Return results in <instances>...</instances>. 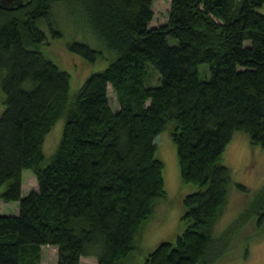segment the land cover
<instances>
[{
    "label": "trees",
    "instance_id": "obj_1",
    "mask_svg": "<svg viewBox=\"0 0 264 264\" xmlns=\"http://www.w3.org/2000/svg\"><path fill=\"white\" fill-rule=\"evenodd\" d=\"M63 1L112 53L71 95L68 72L42 50L38 22L60 35L52 0L0 5V199L17 202L16 212H0V264H40L44 243L55 245V264H81L80 255L134 264L137 234L165 195L154 155L164 127L179 177L194 188L180 197L182 229L136 264H208L238 225L264 216L263 182L213 234L230 181L220 161L225 143L239 128L264 146V0H169L155 25L151 0ZM67 47L87 59L102 55L83 39ZM200 61L208 77H199ZM148 65L158 82H149ZM61 113L57 145L41 163L43 135ZM23 167L36 186L21 194Z\"/></svg>",
    "mask_w": 264,
    "mask_h": 264
},
{
    "label": "rangeland",
    "instance_id": "obj_2",
    "mask_svg": "<svg viewBox=\"0 0 264 264\" xmlns=\"http://www.w3.org/2000/svg\"><path fill=\"white\" fill-rule=\"evenodd\" d=\"M152 16L148 25H155L165 20L169 8V0H151ZM51 7L55 25L61 29L60 35H51L47 22H38L47 38L42 50L59 67L65 69L69 75L68 94H73L85 76L94 70L102 68L112 55L101 40L94 33L90 25L82 20L80 14L70 11L63 0H52ZM72 38L83 39L95 47H100L102 55L94 59H87L81 53L70 50L67 41ZM170 41L174 39L170 38ZM150 83L158 82V71L148 65ZM198 75L208 77V64L200 61L197 64ZM107 98L112 109L117 107L115 94L110 84H107ZM2 104L0 102V109ZM64 121V113L59 114L43 135L40 143L42 153L41 163H44L54 151L59 140ZM154 155L162 161V179L165 190L164 197L155 202L154 210L145 219L137 234L136 248L132 251L131 261L141 263L143 255L149 251L159 238H173L176 232L183 227L180 218V197L184 192L194 188L191 182L181 181L175 155V146L172 142L168 127L157 133V144ZM220 161L226 164L230 171V181L226 190L224 209L213 225V234H217L237 213L247 207L254 194L264 182V146L251 143L246 132L236 128L225 143ZM240 182L245 189L236 186ZM21 190L35 187V177L29 168H22ZM3 184H0V189ZM17 211L16 200L4 201L0 199V212L14 213ZM248 217L242 225H238L231 233L227 246L208 264H264V216L260 224L255 223V217ZM41 264H55L56 247L53 244L40 245ZM81 264H93L94 256H79Z\"/></svg>",
    "mask_w": 264,
    "mask_h": 264
},
{
    "label": "water",
    "instance_id": "obj_3",
    "mask_svg": "<svg viewBox=\"0 0 264 264\" xmlns=\"http://www.w3.org/2000/svg\"><path fill=\"white\" fill-rule=\"evenodd\" d=\"M24 0H0V5L5 6V7H10L13 5H19L23 2Z\"/></svg>",
    "mask_w": 264,
    "mask_h": 264
},
{
    "label": "crops",
    "instance_id": "obj_4",
    "mask_svg": "<svg viewBox=\"0 0 264 264\" xmlns=\"http://www.w3.org/2000/svg\"><path fill=\"white\" fill-rule=\"evenodd\" d=\"M40 264H41V261H40ZM93 264H95V260H94V263Z\"/></svg>",
    "mask_w": 264,
    "mask_h": 264
}]
</instances>
